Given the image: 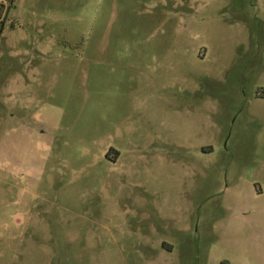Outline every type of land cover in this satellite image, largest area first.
<instances>
[{
    "label": "rangeland",
    "instance_id": "1",
    "mask_svg": "<svg viewBox=\"0 0 264 264\" xmlns=\"http://www.w3.org/2000/svg\"><path fill=\"white\" fill-rule=\"evenodd\" d=\"M0 264H264V0H0Z\"/></svg>",
    "mask_w": 264,
    "mask_h": 264
}]
</instances>
